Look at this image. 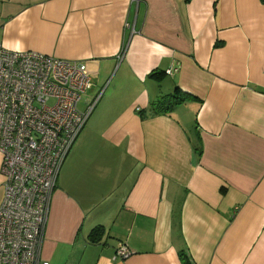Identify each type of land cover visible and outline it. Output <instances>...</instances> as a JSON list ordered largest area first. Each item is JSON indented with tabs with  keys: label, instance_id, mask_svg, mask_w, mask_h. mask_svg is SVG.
<instances>
[{
	"label": "crops",
	"instance_id": "1",
	"mask_svg": "<svg viewBox=\"0 0 264 264\" xmlns=\"http://www.w3.org/2000/svg\"><path fill=\"white\" fill-rule=\"evenodd\" d=\"M0 45L85 63L90 92L109 84L82 111L92 105L52 194L43 262L182 264L185 251L264 264L261 0H0ZM175 86L198 102L153 115Z\"/></svg>",
	"mask_w": 264,
	"mask_h": 264
},
{
	"label": "built area",
	"instance_id": "2",
	"mask_svg": "<svg viewBox=\"0 0 264 264\" xmlns=\"http://www.w3.org/2000/svg\"><path fill=\"white\" fill-rule=\"evenodd\" d=\"M91 87L83 62L0 45V264H48L41 252L52 194L92 112V105L78 110Z\"/></svg>",
	"mask_w": 264,
	"mask_h": 264
},
{
	"label": "trees",
	"instance_id": "3",
	"mask_svg": "<svg viewBox=\"0 0 264 264\" xmlns=\"http://www.w3.org/2000/svg\"><path fill=\"white\" fill-rule=\"evenodd\" d=\"M190 1L191 0H186L187 3ZM261 2L264 3V0H261ZM167 76H168L167 73L164 71L154 70L148 75V78L152 79L154 81H157V82H162L167 78ZM191 100L197 101L195 98H193V96L189 95L188 93L183 92L178 86H175L174 89L169 94L163 95L160 98H158L156 101H154L151 104L150 111L155 116H158V115L159 116H168L172 113V111L174 109H176L179 106L186 104L187 102H189ZM90 115L87 117V120L85 122L83 129L85 128ZM141 115H142V117H144V115L142 113H141ZM194 149H195L196 153L198 154V156L202 155V149L200 146H198ZM222 193L223 194L226 193L225 189H222ZM104 235H105V228L103 226L95 227L94 229L91 230V232L88 235V242L92 245L99 244L102 241ZM179 257H180L182 264H194L190 255L185 251H181L179 253Z\"/></svg>",
	"mask_w": 264,
	"mask_h": 264
},
{
	"label": "rangeland",
	"instance_id": "4",
	"mask_svg": "<svg viewBox=\"0 0 264 264\" xmlns=\"http://www.w3.org/2000/svg\"><path fill=\"white\" fill-rule=\"evenodd\" d=\"M108 85L109 84H105V85H102V86H99V87L96 86L95 89H93V91L85 92L82 95L81 101L78 104V110L79 111H84L86 109V101H88V100H91V99H94V98H98V102H99V99H100L99 95H101V93L105 90L106 86L108 87ZM164 95H166V94H164Z\"/></svg>",
	"mask_w": 264,
	"mask_h": 264
}]
</instances>
